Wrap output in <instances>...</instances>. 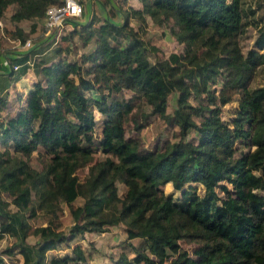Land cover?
Segmentation results:
<instances>
[{
    "label": "trees",
    "instance_id": "obj_1",
    "mask_svg": "<svg viewBox=\"0 0 264 264\" xmlns=\"http://www.w3.org/2000/svg\"><path fill=\"white\" fill-rule=\"evenodd\" d=\"M13 1L17 8L11 19L17 25L42 19L53 2L0 0V9ZM140 1L142 8H129L136 28L124 20L102 24L86 35L85 43L95 33L98 39L80 60L34 62L43 82L33 84L18 108L0 114V145L5 147L0 191L16 207L11 211L1 202L0 239L10 227L22 264H87L82 244L69 246L68 241L122 223L129 250L111 257L110 264H264V83L252 86L264 65V22L256 27V49L243 52L241 0ZM146 17L157 25L170 21L183 51L150 62L156 45L142 36ZM35 27L33 22L28 32ZM16 28L23 43L28 33ZM120 36L123 43L110 42ZM14 57L10 67L23 64L29 52ZM85 63L92 64L91 78L81 74ZM93 90L99 97L86 95ZM123 90L134 94L112 95ZM173 91L178 93L175 108L167 112ZM231 102L236 107L226 121L222 107ZM4 107L0 100V111ZM151 114L176 126L178 139L145 149L140 131ZM128 120L135 130L129 137ZM34 151L43 156L41 170L28 163ZM99 151L104 157H97ZM82 168L87 169L83 178ZM197 184L201 193L194 189ZM167 185L178 198L172 189L166 193ZM53 195L66 214L58 205L46 206ZM77 196L81 204L74 203ZM37 209L49 217L46 224L31 226L23 211L35 215ZM66 223L68 234L59 231ZM31 235L40 240L31 243ZM134 238L142 242L135 245ZM180 241L192 243L191 251L180 248ZM61 244L70 250L47 258Z\"/></svg>",
    "mask_w": 264,
    "mask_h": 264
},
{
    "label": "rangeland",
    "instance_id": "obj_2",
    "mask_svg": "<svg viewBox=\"0 0 264 264\" xmlns=\"http://www.w3.org/2000/svg\"><path fill=\"white\" fill-rule=\"evenodd\" d=\"M85 3L84 14L75 20L76 31H73V25H67L63 28L60 35L58 36L57 41H54V36L46 37L43 33V22L42 19H23L22 25L29 31L30 26L35 22L37 28L35 27L32 32H27L28 35L26 39H30L33 43H36L33 48L30 49L29 56L34 62H57L62 61H76L80 60V56L83 53L90 52L95 48V42L98 39V35H95L85 43L86 35L90 30H97L99 25L106 23H120L123 20L135 27L138 25L136 18L129 19V8H142V3L140 0H83ZM243 10H244V22L245 27L243 32L238 36V40L243 52H246L248 49H256L253 44V40L256 36V27L257 24H262L264 22V0H241ZM17 8V2L13 1L8 3L0 9V54L3 52L10 51L14 49L16 42L20 41L17 38V26L16 23L11 19L12 12ZM128 15V17H125ZM127 19V20H126ZM147 24L145 26L144 33L142 36L144 40L149 41L150 43L154 42L156 45V51L151 52L148 55L150 62H155L158 59L167 58L169 53L177 52L181 53L183 51L184 45L177 42L174 36L175 26L172 25L170 21L165 22L164 25H157L152 22L149 17H146ZM37 21V22H36ZM21 22V21H20ZM78 22V23H77ZM139 22V21H138ZM71 26V27H70ZM34 32V33H33ZM65 36V38H64ZM125 41V36L118 37L115 41L110 40L113 45L123 43ZM152 41V42H151ZM192 50L196 53L200 52V49L197 45H192ZM258 56V55H257ZM263 55L260 54V59ZM91 63H85L82 66L81 74L84 77H92ZM10 73L7 74V77L11 80L14 78L9 77ZM37 80L42 81L44 77L42 74H37ZM7 78V79H8ZM264 83V65L260 66L255 74V77L252 82V86H256ZM89 92L94 97H99L98 92L86 91L88 96ZM20 92L12 93L9 97L8 95L0 96V100H3L6 104L7 109L18 108L21 103ZM133 91L123 90L121 92H114L112 95L116 98L127 97L129 98L133 95ZM178 93L173 91L168 99L167 112H171L175 108L176 98ZM110 100V97H108ZM193 103H196V100H192ZM235 102H231L222 107V118L226 121L231 119L232 112L235 110ZM144 113L150 112V106H143ZM6 116V115H4ZM98 116V115H97ZM178 128L176 126H170L163 123L156 114H151L145 122L144 128L140 131V136L143 142V147L147 150H154L155 148H160L166 146L169 142L175 141L178 139L177 136ZM135 134L133 129V123L127 121L126 135L127 137ZM190 138V137H189ZM239 145V142L236 143V147ZM5 147L0 145V150L3 151ZM10 153L13 154V150L9 149ZM5 151V150H4ZM9 153V154H10ZM19 156V154H17ZM97 157L102 158L104 154L100 151L97 153ZM43 156L39 155L36 151L32 152L29 157V165L36 169H42ZM81 178L87 173L86 168H82L78 171ZM227 184V183H225ZM118 192L121 194L122 185L117 183ZM171 186H164V190L168 193L171 190ZM194 189L198 192H202V186L196 185ZM174 198L179 197V193L172 189ZM70 196H74V191L70 190ZM260 193L264 194V188L260 190ZM75 204H81L82 199L80 197L74 198ZM1 202H6V209L15 211L16 207L11 203V196L5 192L0 191V210ZM48 205H58L64 209V214H66V208L64 203L61 202L56 195L51 197V200L46 203ZM24 218L28 224L31 226L34 225H44L46 224V219L49 217L47 213L37 209L35 215H29L28 211H23ZM5 219L0 215V222H3ZM67 222H70L68 219ZM69 224H64L59 231L65 234H68ZM40 240L39 236H29L28 241L31 243H36ZM82 242L85 247V253L87 256L88 264H106L108 262V257L112 255L119 254L121 251H128L129 246L126 245V238L123 231V224L119 223L113 226H110L107 231L104 232H90L86 233L82 238L80 236L74 237L67 244L69 246L74 245L77 242ZM135 245H139L142 242L140 238L131 239ZM15 243V237L11 232V228L8 227V232H6L3 237L0 239V260L2 264H18L22 257L17 256V248L13 247ZM180 248L191 251L193 244L186 241H180ZM66 247V244H61L59 249L50 250L47 252V258L53 254H61L63 252H68L70 248ZM177 252V249L175 251ZM3 257V258H2Z\"/></svg>",
    "mask_w": 264,
    "mask_h": 264
},
{
    "label": "built area",
    "instance_id": "obj_3",
    "mask_svg": "<svg viewBox=\"0 0 264 264\" xmlns=\"http://www.w3.org/2000/svg\"><path fill=\"white\" fill-rule=\"evenodd\" d=\"M84 10L85 3H83V0H53L46 7L42 17L44 35H47L46 37L54 36V41H57L63 28L70 24L73 25V22H76L75 20L84 14ZM34 45L36 43H33L30 39H26L23 43L17 42L20 49L30 50ZM30 58L29 56L23 64L32 67L33 61ZM23 64L15 63L11 65V68L15 71Z\"/></svg>",
    "mask_w": 264,
    "mask_h": 264
},
{
    "label": "crops",
    "instance_id": "obj_4",
    "mask_svg": "<svg viewBox=\"0 0 264 264\" xmlns=\"http://www.w3.org/2000/svg\"><path fill=\"white\" fill-rule=\"evenodd\" d=\"M138 8L140 7L138 6ZM21 23L22 21L19 22V26L25 32H28V30ZM13 46L15 47L14 49L0 54V96L4 95V97H6L8 95L10 97L12 93L20 92L22 93L21 94L22 97H24V95L33 87V84L37 81V77H36L37 75L35 74L31 66H27L25 69L20 67L19 69L15 71L11 69L8 63L9 59L11 60L12 58H15L14 57L15 54H17V56H21L22 53L26 54V52H28L26 49H20V47L17 46V42L15 45L13 44ZM8 73H10L9 77L14 78L13 80L7 77ZM22 97H21V101H23ZM14 109L15 108L7 109L6 104H5L4 109L0 111L1 117H4V115L9 114V112H11ZM87 233H90V232H87ZM83 236H80V237L82 238ZM79 243L82 244V242H79ZM82 247L85 251V247L83 246V244H82ZM116 255L117 254L112 255V257H115ZM111 262H112V258L109 256L108 262L106 264H110ZM18 264H22V260H20ZM87 264H88V261H87Z\"/></svg>",
    "mask_w": 264,
    "mask_h": 264
}]
</instances>
